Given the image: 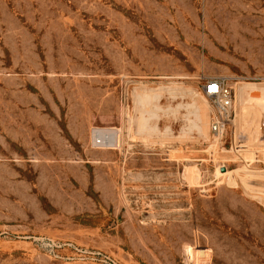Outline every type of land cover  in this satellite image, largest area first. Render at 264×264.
I'll list each match as a JSON object with an SVG mask.
<instances>
[{
    "label": "rangeland",
    "instance_id": "1",
    "mask_svg": "<svg viewBox=\"0 0 264 264\" xmlns=\"http://www.w3.org/2000/svg\"><path fill=\"white\" fill-rule=\"evenodd\" d=\"M237 83L264 90V0H0V264H264V96Z\"/></svg>",
    "mask_w": 264,
    "mask_h": 264
},
{
    "label": "built area",
    "instance_id": "2",
    "mask_svg": "<svg viewBox=\"0 0 264 264\" xmlns=\"http://www.w3.org/2000/svg\"><path fill=\"white\" fill-rule=\"evenodd\" d=\"M202 93L211 106L208 119L210 132L220 136L224 133L235 111L236 94L229 85L228 79L224 77L208 79L203 85ZM97 131L99 130L94 131L95 142L102 146H110L113 139L105 143L103 139L96 136Z\"/></svg>",
    "mask_w": 264,
    "mask_h": 264
},
{
    "label": "bare ground",
    "instance_id": "3",
    "mask_svg": "<svg viewBox=\"0 0 264 264\" xmlns=\"http://www.w3.org/2000/svg\"><path fill=\"white\" fill-rule=\"evenodd\" d=\"M236 90L238 92V95H239V100H240V106L242 108H245L246 107V104L248 103L247 101L250 99V98H253V100H256L258 101L257 98H260L264 96V90L258 88V89H254V88H250V87H247V86H244L242 83H237L236 85ZM170 91V90H169ZM153 91H146L145 93H135V96L137 98V100L141 103H149L151 102L152 100H154L155 98L158 99V97H160L161 95L158 94L159 92L157 93H152ZM164 94V93H163ZM169 94V93H168ZM197 96V95H196ZM162 97V96H161ZM191 97V96H190ZM194 95L191 97L193 98ZM184 98V97H183ZM198 98V97H197ZM249 98V99H248ZM194 99V98H193ZM247 99V100H246ZM198 100V99H197ZM200 101V100H199ZM153 102V101H152ZM195 102V101H194ZM201 103V102H200ZM199 103V104H200ZM205 103V102H204ZM204 103H201L202 104V107H203V104ZM152 104V103H151ZM141 105V104H140ZM258 105V104H256ZM148 106V105H146ZM157 106V105H156ZM205 106H207L205 104ZM204 106V108H205ZM155 107V106H154ZM180 107V106H179ZM258 108L262 109V105H259L257 106ZM157 108V107H156ZM159 108V107H158ZM157 108V109H158ZM175 108V107H174ZM177 108V107H176ZM182 108V107H181ZM198 108V107H196ZM200 108V107H199ZM200 109L198 114L196 115V120L191 124L192 125V128L195 129L199 134L201 135H205V138L207 139L209 137V128H208V120L209 118H206L207 114H206V108L205 109ZM208 108V106H207ZM178 109V108H177ZM142 110V108H141ZM161 110V109H160ZM140 110H138L139 112ZM143 111H145V109H143ZM156 111V110H154ZM159 111V109L157 110ZM168 111V110H167ZM147 112V110H146ZM150 112V111H149ZM148 112V113H149ZM209 112V110H208ZM141 113V112H140ZM151 113V112H150ZM146 115V114H145ZM144 115V116H145ZM149 115H153V113L149 114ZM144 116H140L141 118L138 119V125H139V129H142L143 131L145 130V128H147V117H144ZM153 116H151V118L149 119H152ZM147 118V119H146ZM192 120V119H191ZM191 127V126H190ZM190 128V129H192ZM155 129V128H154ZM153 129V130H154ZM186 130V129H185ZM106 131V132H105ZM156 131V130H155ZM188 131H191V130H188ZM118 134H116L115 132H112L111 130H99L96 132V136L98 138H101L104 140L105 143H108L110 142L113 138H115L116 136V142L117 144L119 143V140H120V135H119V131H117ZM145 133H147L145 131ZM182 133H184L182 131ZM151 135V134H150ZM152 138V137H151ZM204 138V136H203ZM220 143V142H219Z\"/></svg>",
    "mask_w": 264,
    "mask_h": 264
}]
</instances>
